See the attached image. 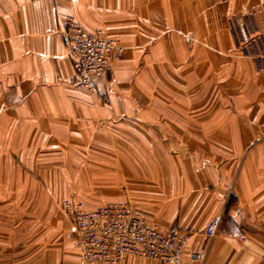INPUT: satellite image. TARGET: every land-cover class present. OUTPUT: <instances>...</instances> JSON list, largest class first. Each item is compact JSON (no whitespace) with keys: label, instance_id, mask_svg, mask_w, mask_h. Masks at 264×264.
I'll return each instance as SVG.
<instances>
[{"label":"crops","instance_id":"1","mask_svg":"<svg viewBox=\"0 0 264 264\" xmlns=\"http://www.w3.org/2000/svg\"><path fill=\"white\" fill-rule=\"evenodd\" d=\"M65 15L125 47L91 92ZM69 200L189 234L181 264H264V0H0V264H104Z\"/></svg>","mask_w":264,"mask_h":264},{"label":"built area","instance_id":"2","mask_svg":"<svg viewBox=\"0 0 264 264\" xmlns=\"http://www.w3.org/2000/svg\"><path fill=\"white\" fill-rule=\"evenodd\" d=\"M60 29L75 70L73 88L93 91L97 80L111 74L125 47L118 39L84 28L72 15L60 18ZM231 195H235L233 190ZM63 209L84 260L124 264L127 256H139L158 258L169 264L182 263L190 235L151 224L129 201L88 209L80 201L69 200ZM220 219L216 217L207 224V236L217 233ZM202 257L198 253L195 259Z\"/></svg>","mask_w":264,"mask_h":264}]
</instances>
